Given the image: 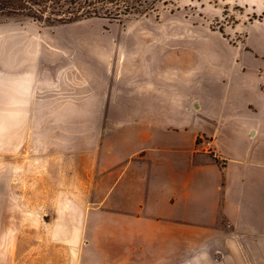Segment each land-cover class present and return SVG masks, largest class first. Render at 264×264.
<instances>
[{
    "label": "crops",
    "instance_id": "crops-1",
    "mask_svg": "<svg viewBox=\"0 0 264 264\" xmlns=\"http://www.w3.org/2000/svg\"><path fill=\"white\" fill-rule=\"evenodd\" d=\"M11 37L0 40V49L9 44L5 58H0L9 69V104L26 106L14 93L28 84L31 91L38 83L40 91L57 92L69 85L76 96L80 78L70 74L80 69L73 58L58 52L41 53V46L50 47L48 40H39L36 51L28 43L30 38L20 45L17 36ZM130 47L127 59L91 62L87 70L104 94L72 107L135 115L132 136L118 137V143L129 148L117 156L112 181L114 212L105 215L111 219L112 233L128 245L124 260L117 263L140 264L148 256L153 259L151 264H264V64L257 62L249 72L252 81L233 86L232 97L221 102L224 109L218 122L207 123L203 119L207 104L220 102L209 94V76L220 74L222 63L216 58L211 63L205 50L200 57L209 67L171 59L163 63L156 43ZM251 51L256 59L264 56L256 48ZM39 54L48 55L42 64ZM51 58L56 61L57 77L50 80L41 75L38 80V67L47 71ZM230 58L237 67L239 59ZM240 68L245 77L247 67L240 64ZM111 86L116 89L112 95ZM202 132L212 138L223 163L198 148L196 140ZM166 152L177 155L167 160ZM4 168L7 173L0 177V264L7 256L4 218L9 213L17 218L18 212L22 218L25 198V179L11 178L10 164L4 163ZM15 186L22 191L12 190ZM13 255L10 251L9 256Z\"/></svg>",
    "mask_w": 264,
    "mask_h": 264
},
{
    "label": "rangeland",
    "instance_id": "rangeland-1",
    "mask_svg": "<svg viewBox=\"0 0 264 264\" xmlns=\"http://www.w3.org/2000/svg\"><path fill=\"white\" fill-rule=\"evenodd\" d=\"M56 1L45 3L44 17L52 9L69 17L93 0H58L59 4H54ZM4 2L0 0V7ZM154 7L155 11L142 17L108 20L91 16L77 24L50 25L27 16L30 11L19 10L11 16L0 11V40H10L12 35L22 44L30 38L28 43L36 51L39 40H48L50 47L41 46V53L66 54L80 69L75 75L69 73L80 78L76 96L69 85L59 87V92L50 88L40 91L38 83L33 91L31 84L22 85V91L14 96L26 104L23 107L9 104V69L0 63V177L7 173L5 163L11 166V178L25 179L23 217L19 218L18 212L17 218H11L12 213L4 218L7 226L2 237L7 256L2 257V264H120L117 262L124 260L128 245L112 233L111 219L105 215L114 212L112 181L117 156L125 155L129 148L119 144L118 137L132 136L135 115L72 109L77 102L86 103L104 94L87 70L94 59H127L131 44L156 43L163 63L171 59L200 68L207 64L200 57L205 50L211 63L218 60L223 65L220 74L209 76V94L220 102L207 104L203 113L207 123L218 122L222 103L232 97L233 86L252 81L249 72L257 62L264 64V56L256 59L251 51L256 48L264 53V0H169L166 5L157 1ZM8 46L0 50L9 51ZM1 51L3 59L6 51ZM45 56L39 54L41 64ZM231 56L239 59L237 67L231 64ZM49 62L47 71L38 67V80L41 75L50 80L57 77L56 61L51 58ZM240 64L247 67L245 77ZM115 91L111 86V95ZM200 135L208 137L204 132ZM172 155L177 153L166 152L164 157L168 160ZM11 189L22 191L16 186ZM152 260L143 256L140 264Z\"/></svg>",
    "mask_w": 264,
    "mask_h": 264
},
{
    "label": "trees",
    "instance_id": "trees-1",
    "mask_svg": "<svg viewBox=\"0 0 264 264\" xmlns=\"http://www.w3.org/2000/svg\"><path fill=\"white\" fill-rule=\"evenodd\" d=\"M48 0H5L1 5L0 11L4 15H15L19 10L30 11L27 16L46 24L67 23L71 21H78L82 18L88 17H103L108 20H119L122 18L146 16L149 12L155 11V3L161 2L167 4L169 0H93L87 1L86 6L80 9V12H74L69 17L62 15L59 11H50L48 17H44L46 12L45 3ZM54 4H59L57 0ZM35 5H40L42 8H36ZM0 14V15H1ZM51 16V17H50Z\"/></svg>",
    "mask_w": 264,
    "mask_h": 264
},
{
    "label": "built area",
    "instance_id": "built-area-1",
    "mask_svg": "<svg viewBox=\"0 0 264 264\" xmlns=\"http://www.w3.org/2000/svg\"><path fill=\"white\" fill-rule=\"evenodd\" d=\"M197 146H200L203 152L209 154L213 159L223 163L218 150L213 146L212 138L204 135H198L196 140Z\"/></svg>",
    "mask_w": 264,
    "mask_h": 264
}]
</instances>
